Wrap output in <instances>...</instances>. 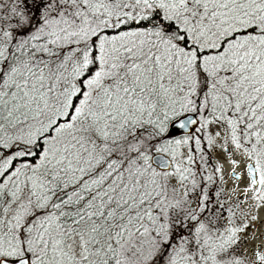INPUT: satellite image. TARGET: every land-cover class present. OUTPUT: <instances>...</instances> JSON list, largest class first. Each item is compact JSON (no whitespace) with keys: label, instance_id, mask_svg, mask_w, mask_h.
I'll use <instances>...</instances> for the list:
<instances>
[{"label":"snow or ice","instance_id":"obj_1","mask_svg":"<svg viewBox=\"0 0 264 264\" xmlns=\"http://www.w3.org/2000/svg\"><path fill=\"white\" fill-rule=\"evenodd\" d=\"M0 264H264V0H0Z\"/></svg>","mask_w":264,"mask_h":264}]
</instances>
